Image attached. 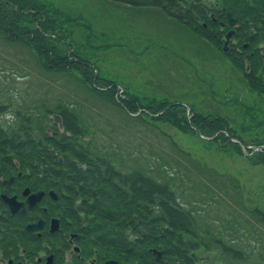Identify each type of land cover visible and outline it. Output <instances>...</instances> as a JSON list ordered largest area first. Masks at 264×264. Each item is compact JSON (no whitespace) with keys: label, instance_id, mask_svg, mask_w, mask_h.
<instances>
[{"label":"rangeland","instance_id":"rangeland-1","mask_svg":"<svg viewBox=\"0 0 264 264\" xmlns=\"http://www.w3.org/2000/svg\"><path fill=\"white\" fill-rule=\"evenodd\" d=\"M15 1L18 4L0 2V19H15L33 32L42 20L39 36L49 55L0 33L3 119L16 109L29 111L32 136L44 141L46 136L63 158L60 136L51 134L56 129L46 115L70 109L84 131L70 142L108 156L120 171L138 170L157 178L177 173L171 183L179 201L194 210L195 227L212 246V251L195 252L203 264H264V224L250 212H264V157L253 148L264 149V95L248 89L244 75L220 52L215 25L209 31L203 18L198 24L190 19L180 23L154 10L134 15L130 7L109 0ZM30 5H35L36 16L28 11ZM21 7L22 14L9 13ZM197 28L202 35H196ZM61 59L73 63L61 71ZM128 100L151 115L141 110L130 115L118 105ZM256 107L258 126L249 113L257 112ZM189 110L224 117L230 135L235 131L243 144L235 138L237 144H228L198 135L184 124L191 118ZM21 121L17 118L13 130L25 125ZM230 184L237 185L240 196ZM175 237L185 240L188 235L175 230L147 240L170 246ZM212 238L232 242L245 257L225 258Z\"/></svg>","mask_w":264,"mask_h":264},{"label":"trees","instance_id":"trees-1","mask_svg":"<svg viewBox=\"0 0 264 264\" xmlns=\"http://www.w3.org/2000/svg\"><path fill=\"white\" fill-rule=\"evenodd\" d=\"M17 3L15 0H0L3 4ZM114 4L128 5L133 7V14L144 12L147 8L152 7L154 11L165 13L167 16L174 18L175 11L181 8V3L184 0H109ZM228 4V9L234 14L240 3V0H224ZM187 16L183 18H174L180 23H187L190 19L192 22V14L195 15L196 22L199 18H204V7L202 5L192 2V0H186ZM35 5H30L28 11L32 13L31 16H36L38 11L34 8ZM23 8H16V13L10 11L11 15L22 14ZM29 15V13H28ZM251 15V13H250ZM153 17V14H150ZM15 20V19H14ZM12 18H7L2 21L0 19V33L5 39L12 41H21L27 46H33L39 51H43L46 55H49L47 48L42 43L41 35L43 30V21H39L36 30L33 32L29 27H21L17 21ZM41 23V24H40ZM41 25V26H40ZM190 25H192L190 23ZM193 26V25H192ZM196 28V27H195ZM244 30L246 29V36L252 35L253 24L244 22ZM201 29L197 28L196 35H202ZM40 35V36H39ZM34 38L36 41H34ZM206 40V37H200ZM201 39V40H202ZM249 42V48L253 46V38H247ZM218 41V40H217ZM200 42V41H199ZM203 42V41H202ZM219 42V41H218ZM219 45V44H218ZM227 54V58L236 65L238 70L243 72L244 77L247 79L248 89L253 91L258 90L254 84L251 75H245L243 70L244 59L234 49H230ZM66 59V57H64ZM63 66L57 67L63 71L64 67L70 66L69 61H64ZM242 66V68H240ZM96 79V78H95ZM262 92V91H261ZM122 104V102H120ZM124 105L118 104L127 113L135 114L139 110L138 103L132 101H124ZM148 107L150 105H147ZM161 106V105H160ZM147 107V108H148ZM175 107L183 112L185 109L183 106L175 105ZM182 107V108H181ZM131 108V111L128 109ZM152 108V107H150ZM144 109V108H142ZM257 112H251V118L255 117L256 125H260L261 119L258 118ZM192 114L191 118L184 119V124L189 126L198 135H205V138L233 144L230 139H237L243 144V140H239L236 132L234 135H230V125L224 117L206 114L205 116L195 113L193 115L192 110H189ZM149 114V113H148ZM151 114V113H150ZM149 114V115H150ZM184 114H182L183 117ZM63 119L64 132L59 139V144H63L61 152H63L64 165H56L57 156L60 153L57 150V145L51 144L49 139L46 143L33 141L32 146L27 144L32 140V134L29 127L24 132L17 134L16 137H11V143L17 144V149L13 151L14 156L20 160H42L50 161L56 164H48L42 166L43 169H47L46 175H53L63 178V182L67 183V186L63 187V190L68 193L69 204L68 208H76L77 211H69V215L75 219L78 223L77 213H82V223L91 228V233L94 237L100 241L108 242L109 245H113L117 249H123L126 245L121 244V241L129 239H139L141 233H145L146 239H156V234H165L168 231L174 232L180 230L189 237L187 239H181L180 237L171 238L168 246V242L165 241L163 247L165 249V258L173 257L175 260L171 264H203L198 260L196 250L200 247L205 248L207 251L211 250L212 246L208 243L209 238L206 235H202L195 227L194 210H190L188 207L183 206L179 197L178 190L173 187L172 178L177 173L169 176L164 175L162 178H157L146 174L141 171H120L114 163H112L108 156H103L93 153L88 146H82L77 144L74 139L84 136V131L78 123L77 117L70 109L63 108L61 113ZM29 120L26 117V121ZM22 130V129H20ZM67 133V134H66ZM203 133V134H202ZM233 134V131H232ZM231 136V138L229 137ZM46 137V136H45ZM240 138V137H239ZM241 139V138H240ZM64 140H69L63 143ZM237 142V141H236ZM19 144V146H18ZM174 146L172 142H170ZM237 144V143H234ZM257 147V146H256ZM259 147V146H258ZM178 152L182 155H186L181 149ZM257 156H263L264 152H255ZM211 172L209 171V176ZM204 173L198 171V176L202 177ZM208 181V179H205ZM228 182V181H227ZM228 184V183H227ZM229 189L233 190L240 196V191L236 184L227 185ZM182 189V188H179ZM183 190V189H182ZM76 201H79L77 204ZM210 202V201H209ZM253 219L256 218L261 224H264V212L258 208H254L252 211ZM87 230V228L85 229ZM206 232V230H205ZM214 241V247H216L222 256L230 257L231 259H240L245 257V253L237 248L232 242L223 241L220 238H212ZM112 242V244H111ZM212 251V250H211Z\"/></svg>","mask_w":264,"mask_h":264},{"label":"flooded vegetation","instance_id":"flooded-vegetation-1","mask_svg":"<svg viewBox=\"0 0 264 264\" xmlns=\"http://www.w3.org/2000/svg\"><path fill=\"white\" fill-rule=\"evenodd\" d=\"M195 1L204 2V21L210 27L209 31L214 23L220 26L222 42L229 30L234 31L228 46L236 44V51L245 59L252 60L253 84L264 94V83H261L264 80L261 78L264 77V0H240L235 17L224 7H218L216 0ZM228 12L234 18L235 25L232 27L226 20ZM192 20L194 22L195 17ZM244 22L253 24V33L248 37L243 30ZM249 37L253 38V47L245 54L242 48H249L246 40ZM3 112L4 104L0 103V264L173 263L175 258H165L159 242L131 239L121 241L126 247L117 249L94 237L91 228L82 223V213H77V223L69 215L70 210L75 212L77 209L68 208V193L63 190L67 183L61 177L43 174L47 169L42 166L61 165L62 160L58 158L54 163L15 159L13 151L17 149V144L11 143L10 139L19 135L20 131L24 132L30 119L26 121L25 116L13 111L14 114L4 120ZM15 116L22 120L21 124H25L22 130L19 125L14 130L11 127L17 120ZM52 125L58 130V126L49 121V126ZM51 134L55 136L57 133L51 130ZM150 249H155V252Z\"/></svg>","mask_w":264,"mask_h":264},{"label":"water","instance_id":"water-1","mask_svg":"<svg viewBox=\"0 0 264 264\" xmlns=\"http://www.w3.org/2000/svg\"><path fill=\"white\" fill-rule=\"evenodd\" d=\"M227 19H228L229 23H230L231 25H233V20L230 19L229 13H227ZM231 34H232V31L228 32L227 35H226V40H225L224 43H223V48H224V49L226 48V45H227L228 39H229V37H230ZM55 119H56V121H57L58 123L60 122V118H59V117L55 116Z\"/></svg>","mask_w":264,"mask_h":264}]
</instances>
